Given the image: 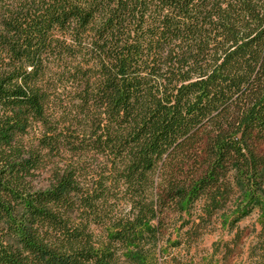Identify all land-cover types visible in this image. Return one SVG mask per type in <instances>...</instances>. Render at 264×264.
<instances>
[{
    "label": "trees",
    "instance_id": "16d2710c",
    "mask_svg": "<svg viewBox=\"0 0 264 264\" xmlns=\"http://www.w3.org/2000/svg\"><path fill=\"white\" fill-rule=\"evenodd\" d=\"M260 199L264 0H0V264H162L246 200L227 264Z\"/></svg>",
    "mask_w": 264,
    "mask_h": 264
},
{
    "label": "rangeland",
    "instance_id": "374dc122",
    "mask_svg": "<svg viewBox=\"0 0 264 264\" xmlns=\"http://www.w3.org/2000/svg\"><path fill=\"white\" fill-rule=\"evenodd\" d=\"M249 204L246 200L233 203L219 214L218 220H212L205 229L201 230V236L194 241L189 250L185 231L193 223L198 222L197 215L200 213V204L184 210L179 214L174 227L169 230V234L161 241L162 264L205 263L210 258L215 243L232 245L234 232L230 229L229 223L243 207ZM262 212H264V199H260L259 205L255 206L248 216L239 221L237 226L243 232L239 249L228 259L227 264H243L248 259L250 249L255 247L260 239L259 233L262 227L259 219ZM239 253L241 254L240 258L237 257ZM223 256L224 250L221 248L214 258V264H224Z\"/></svg>",
    "mask_w": 264,
    "mask_h": 264
}]
</instances>
